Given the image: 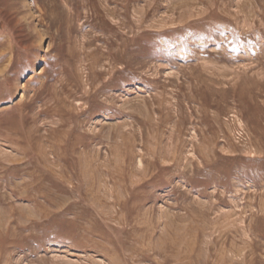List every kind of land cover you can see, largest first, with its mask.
<instances>
[{"label": "rangeland", "instance_id": "rangeland-1", "mask_svg": "<svg viewBox=\"0 0 264 264\" xmlns=\"http://www.w3.org/2000/svg\"><path fill=\"white\" fill-rule=\"evenodd\" d=\"M0 264H264V0H0Z\"/></svg>", "mask_w": 264, "mask_h": 264}]
</instances>
